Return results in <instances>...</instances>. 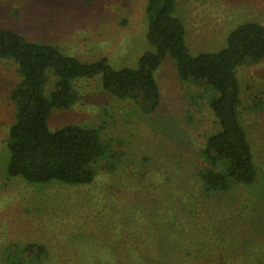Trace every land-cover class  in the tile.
<instances>
[{"label":"rangeland","instance_id":"374dc122","mask_svg":"<svg viewBox=\"0 0 264 264\" xmlns=\"http://www.w3.org/2000/svg\"><path fill=\"white\" fill-rule=\"evenodd\" d=\"M146 3L0 0V26L83 62L106 58L113 69L135 68L153 51L146 41ZM174 13L185 24L191 55L217 53L240 24L264 25V0H176ZM155 78L160 102L149 116L104 92L100 76L75 81V105L54 111L49 128H97L109 153L93 165L89 185L31 184L5 174L14 119L9 95L18 76L11 62L0 60V264L8 252L26 258L29 245L44 249L36 264H167L163 237H186L188 209L195 204L202 218L221 221L224 201L234 208L239 242L264 252V60L238 70L240 123L259 169L247 199L243 189L204 199L196 177L205 166L200 149L217 130L205 98L198 97L204 86L181 83L170 58Z\"/></svg>","mask_w":264,"mask_h":264},{"label":"trees","instance_id":"16d2710c","mask_svg":"<svg viewBox=\"0 0 264 264\" xmlns=\"http://www.w3.org/2000/svg\"><path fill=\"white\" fill-rule=\"evenodd\" d=\"M175 4L176 0H147L146 41L153 51L141 55L135 68L113 69L106 58L83 62L63 54L54 45L30 41L0 26V60L11 62L18 76L9 95L14 119L6 139L7 178L31 184H91L95 178L93 165L107 156L108 144L103 143L99 130L93 127L71 124L50 130L52 113L75 105V81L100 76L104 92L135 103L144 116L152 115L160 102L155 73L170 58L181 83L204 86L198 97L205 98L217 125L200 149L205 163L196 172L201 194L204 199L224 198L243 189V198L247 199L258 181L259 169L240 123L238 70L264 60V25L242 23L230 32L224 49L193 56L185 44V24L175 16ZM183 199L181 196L180 200ZM224 207V215L234 218H202L198 206H191L187 222L191 230L185 228L186 237H163L168 243L167 264H264L260 248L253 251L239 242L234 208L227 201ZM33 248L36 252L31 254ZM43 250L42 246L29 245L24 248L30 253L26 258L8 252L5 262L36 264Z\"/></svg>","mask_w":264,"mask_h":264}]
</instances>
